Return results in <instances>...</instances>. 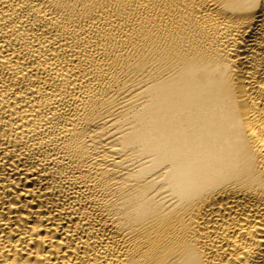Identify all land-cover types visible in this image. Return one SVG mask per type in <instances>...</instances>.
I'll return each mask as SVG.
<instances>
[{
  "label": "bare ground",
  "instance_id": "bare-ground-1",
  "mask_svg": "<svg viewBox=\"0 0 264 264\" xmlns=\"http://www.w3.org/2000/svg\"><path fill=\"white\" fill-rule=\"evenodd\" d=\"M0 264H264V0H0Z\"/></svg>",
  "mask_w": 264,
  "mask_h": 264
}]
</instances>
